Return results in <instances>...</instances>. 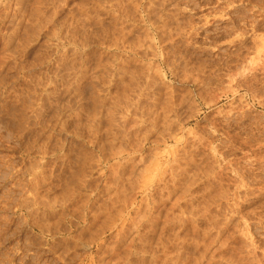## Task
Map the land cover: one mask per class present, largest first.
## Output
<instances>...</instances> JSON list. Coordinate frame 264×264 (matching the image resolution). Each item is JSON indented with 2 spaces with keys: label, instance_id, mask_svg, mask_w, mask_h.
Segmentation results:
<instances>
[{
  "label": "rangeland",
  "instance_id": "rangeland-1",
  "mask_svg": "<svg viewBox=\"0 0 264 264\" xmlns=\"http://www.w3.org/2000/svg\"><path fill=\"white\" fill-rule=\"evenodd\" d=\"M130 1H117L121 3L119 5L120 15H122L119 17L122 18L127 13L125 15L128 18L125 15L122 18V21L125 22H122V24L127 27L128 24L134 22L132 17H129L135 12L134 5L131 8L129 7L131 5ZM143 1L146 2V0ZM159 1L162 2V0H154L157 3L152 6L156 11L160 7V5H157ZM0 2L5 3L3 6L0 5L1 12L7 11L8 13L7 8H9L10 13H8V21L6 20L1 26V30L2 28L5 29L2 32L5 31L6 34L7 30L10 32V28L11 31L14 29L17 33H15L11 45L8 47L9 51L2 53L0 50V264H127V262L128 264L133 262V264H149L147 262L150 247L148 246V248L146 244L141 247L137 240L135 243L137 249L135 245L128 250L127 246L122 244L116 250L117 253L112 251L116 244V229L111 227L112 224L106 220L109 217L108 212L111 215L117 208H124L121 213V219L124 221L121 220L120 222L118 220L116 224L129 223L128 220H131L132 223L135 222L131 225L132 227L130 226L132 230L128 234L131 233L132 237L136 220L141 216L137 208L142 207L141 210L145 213V207L150 202L148 201L150 188L146 189V187L148 184L150 186L151 181L148 180L147 183L146 178L149 177L152 180L155 179L153 176H157L154 172H152L153 174L150 173L152 176L148 172L143 175L146 177L145 179L141 178L139 169L143 165L145 166L147 163L154 161L157 156H159L158 160L161 159L159 167H165L166 160L164 161V159L165 157L168 158L167 150L170 151L173 148L180 150L185 148L188 152L185 153L184 151L187 157L195 156L193 157L195 158V160L193 159L195 164H193L194 161H192V164L190 163L191 170L189 173H195V183L194 181L191 182L192 187H190V190L193 195L199 192V194L197 193L199 198L196 199H201L200 201L207 200L208 194H211L210 197L213 201L215 200L213 202L208 199L212 204L209 206L213 210L210 211L211 215H214L212 212L215 211L214 213H217V216L213 217L216 220L218 217L220 222H224L225 217L226 221L229 218L231 220L227 230L223 232L224 234L222 233L223 237L228 235L230 238L227 242L230 243V246L227 245L224 248L223 255L229 253L227 256L225 255V258L222 256V252L214 253L216 261L219 260L218 263L215 261V264H233L231 263L232 258L236 259V264H264V187H262L264 186V66H262L264 65V53L258 55L259 59L256 58V49L258 48L256 46L260 41L259 37H264V24H260L256 28L255 35L257 34V36L255 38L252 35L250 25L251 19H254L257 15L256 7H264V0H171L170 2H174V5H171L174 9L168 6L169 12L167 11V15L164 16H168L166 23L167 21L169 23L163 25L164 27H166L165 25L170 27L164 28L162 26L164 32L160 27H157L158 23L153 25L143 21V23H138L141 28L138 27L136 31L129 32L128 35V28H126L124 31L126 35H123L126 41L122 45L125 47H122L123 49L116 47L115 44V46L113 45L115 36H117L116 29L113 27L114 23H111L109 33L106 31L105 0H25L21 5L23 9L21 8L20 13H24V15H22L23 19L20 25L16 23V20H13L12 23L9 21L14 15L19 17V10H17L18 13L15 11L17 0H0ZM122 4H127V8ZM121 6L124 8L121 9ZM1 8H6V10L3 11ZM177 8L178 10H176ZM131 9L133 10L130 12ZM135 13L133 15L138 18L144 14L143 11H140V8ZM169 13L170 15H168ZM12 14L13 16H11ZM156 17V15L151 16L152 21L158 22L159 18ZM171 21H173V24ZM16 25L19 27L18 31L15 28ZM146 29L150 31H148L149 35L152 33L153 36L150 37L157 38L151 47L155 51L149 50L145 55L143 53L145 46L138 43L136 47H140L141 53L134 55L129 50V43L136 42L137 36L141 35V32ZM156 29L160 30L157 31ZM158 32L162 34V42L164 43H160V37L162 36ZM4 33L0 32L2 43L4 36L9 34L5 35ZM113 39L114 41H112ZM108 42L109 48L107 46ZM2 43L0 42V44ZM145 66L147 70L150 71L151 69L154 74L151 71L147 72ZM129 68L131 73L128 71ZM141 70H145L143 72L147 74L144 75ZM136 72L140 75H137ZM132 77H137L138 80L135 78L136 81H130ZM141 84L143 88H141ZM137 85L140 86L143 92L139 90L140 88ZM127 86H131V89ZM133 86L137 87L138 90L133 89ZM122 89L124 94L130 96V99L127 98L128 101H131H129L130 103L135 102V100L138 102L139 99L140 102L133 103V107H131L132 104L127 101L128 109H122L120 103L123 100L121 99L123 96ZM135 90L140 93H136ZM132 98L134 101H132ZM114 99L116 100L114 101ZM168 103L174 108L173 110H165L169 112L167 114L172 119L170 116L169 118L172 121L175 120L176 125L177 123L180 124L181 129L180 132L177 131L176 143L175 140H170L155 145L150 141H155L154 138L159 137L156 138V128L152 126L151 121L154 120L155 114L156 116L161 114L160 117L166 114L161 113L164 112L162 106H168ZM21 114L24 115V119L28 120H23V124H18L16 117L19 116L20 118ZM161 121L160 118L159 122L157 121L158 124ZM121 137H124V139ZM122 146L125 147L124 151L126 153L121 154L120 159L112 158V152ZM128 147L130 151L127 149ZM155 151H157L156 156ZM127 152L131 153L128 156L134 157V160L136 159L135 163H137V160H141L139 166L136 165V168L139 169H135V173H131L133 166L129 163L130 157H126ZM152 153H154V156ZM158 153L160 154L158 155ZM150 157L152 161H150ZM126 158L128 161H126ZM124 162L128 163L125 164ZM118 164L125 165V167L122 170L117 169ZM202 166L205 167L201 168ZM36 171L38 176L42 175L39 176L40 188L38 187L42 197L41 203L37 206L30 204L36 186L32 183L33 179L31 177L33 172ZM167 173L166 175H168ZM147 174H149L148 177ZM134 175L140 177L137 178ZM168 177L170 176L168 175ZM142 179L147 183L144 189L140 187L143 185L140 182ZM206 179H209L208 182H206ZM69 191L73 192L69 193ZM203 192L206 193L204 197L200 196ZM216 201H219L218 204L221 205L219 206ZM212 202L218 206L216 205V207ZM24 204H30L32 207L24 209L26 208L23 206ZM34 213L37 215H34ZM132 219L135 221H132ZM49 224L50 226H48ZM44 225L50 227L54 233L41 232L38 228L39 226L42 228ZM205 225L208 224L205 223ZM205 225H203L204 228H210V225L206 227ZM87 232L91 233L88 234ZM198 235L200 237L203 235L202 230L201 233L199 231L197 235H194V238L198 239ZM202 238L207 240L208 237L202 236L199 240L203 241ZM96 241L101 244L99 251L97 250ZM200 241L199 246L202 244ZM48 243L50 246L47 245ZM217 245V243H213L214 247L211 246V250ZM51 246L53 247L52 250L49 249ZM139 246L141 249H139ZM189 249L191 251L192 246ZM199 249L203 250L204 246L197 249L193 248L191 255L194 252L193 250L197 251L193 255L202 251ZM141 250L142 253H139ZM143 251L146 253L144 254ZM229 258L231 261L226 263ZM96 261L97 263H95ZM129 261L132 263H129Z\"/></svg>",
  "mask_w": 264,
  "mask_h": 264
},
{
  "label": "bare ground",
  "instance_id": "bare-ground-1",
  "mask_svg": "<svg viewBox=\"0 0 264 264\" xmlns=\"http://www.w3.org/2000/svg\"><path fill=\"white\" fill-rule=\"evenodd\" d=\"M23 1H25V0H17V2H16V5H17V7H15L16 9H15V11H17V10H19V17H18V19H17V17H15L16 15H14L13 16V14L11 15V16H13V17H11V20L9 19V21L12 23V21L14 20H16L17 22V24H19L20 25V23L22 22V19H23V17H22V15H24V13L23 14H21L20 13V11L23 9V7L21 6V5H23L22 3H23ZM28 1V0H27ZM31 1V0H30ZM46 1V0H45ZM48 1V0H47ZM101 1V0H100ZM106 1V18H107V21H106V25H105V28H106V31H107V33H109L108 31H109V29H110V25H111V23H114V26L113 27H115V29H116V31H115V33L117 34V36H115V41H114V39L112 40V41H114L113 42V45L115 44L116 45V47H124V46H122L123 44H125L124 42H126L125 40H124V36L126 35V33L124 34V31L126 30V28H128L127 30H128V33H127V35L129 34V32H134V31H136L137 29H138V27H139V24L142 22L143 23V21H145V22H149V23H151V24H157V27H160L162 30H163V25L164 24H167V23H169L168 21H167V23H166V20H168L167 19V17L166 16H164V15H167V11H168V6H170L171 7V5L173 6L174 5V2H170L171 0H162V2L160 3V1L158 2V6L160 5V7H159V9L156 11L152 6L154 5V0H146V2L145 1H143V0H129L130 1V8H131V6L132 5H134L133 7H135V12H138V8H140V11H143L144 12V14H142V17L141 16H139V18L138 17H136V15H131V16H129V17H132V20L134 21V22H132V23H130V24H128L129 26L127 27L125 24L123 25L122 24V22L123 23H125L124 21H122V18H123V16L125 15V14H127V13H125L123 16H122V18L121 17H119V16H121L120 15V12H121V10H120V5L119 4H121V3H119V2H117L116 0V2L114 1V2H112L113 0H105ZM174 1V0H173ZM58 2V1H57ZM62 2H64V1H62ZM98 2V1H97ZM104 2V1H103ZM122 2V1H121ZM132 2H133V4H132ZM239 2V1H238ZM252 2V1H251ZM260 2V1H259ZM7 3V2H6ZM29 3V2H28ZM31 3V2H30ZM59 3V2H58ZM123 3H126V2H123ZM128 4H129V2H127ZM145 3V4H144ZM153 3V4H152ZM157 3V2H156ZM155 3V4H156ZM195 3V2H194ZM3 4H5V3H1L0 2V5H2L3 6ZM199 4V3H198ZM7 5H8V3H7ZM28 5V4H27ZM32 5V4H31ZM123 5V4H122ZM127 5V4H126ZM126 5L124 4L123 6H125L126 7ZM227 5V4H226ZM1 6V7H2ZM33 6V5H32ZM123 6H121V9H122V7ZM157 6V7H158ZM4 7H6V6H4ZM9 7H10V4H9ZM13 7V6H12ZM36 7V6H35ZM48 7V6H47ZM51 7H52V5H51ZM129 7H128V9H129ZM132 7V8H133ZM240 7V6H239ZM7 8V7H6ZM6 8H4L5 10H6ZM18 8V9H17ZM22 8V9H21ZM34 8V7H33ZM38 8V7H37ZM45 8V7H44ZM53 8V7H52ZM124 8V7H123ZM127 8V7H126ZM172 8V7H171ZM176 8V7H175ZM183 8V7H182ZM192 8V7H191ZM1 9H3V8H1ZM4 9H3V11H4ZM30 9V8H29ZM87 9V8H86ZM172 9H174V8H172ZM226 9V8H225ZM238 9V8H237ZM256 12H257V15H256V17L254 18V19H251L252 21H251V30H252V35L254 36V38L257 36V34L255 35V33H256V28L260 25V24H264V7H256ZM7 10H8V13H9V8H7ZM35 10V9H34ZM125 11H126V9H124ZM133 9H131V10H129L130 12L132 11ZM169 10H170V8H169ZM176 10H178V8L176 9ZM196 10V9H195ZM32 11H33V9H32ZM36 11H38V10H36ZM124 11V12H125ZM156 11V12H155ZM214 11V10H213ZM239 11V10H238ZM35 12V11H34ZM114 12H116V13H114ZM123 12V11H122ZM123 12V13H124ZM127 12V11H126ZM169 12V11H168ZM171 12H173L172 10H171ZM215 12V11H214ZM3 12H1V10H0V32L1 33H4L5 31H3L2 32V30L4 29V28H2V30H1V26H3L2 24L3 23H5V21L8 19V13H7V11L6 12H4L3 14H2ZM17 13H18V11H17ZM16 13V14H17ZM44 13V12H43ZM118 13V14H117ZM176 13V12H175ZM240 13V12H239ZM10 14V13H9ZM15 14V13H14ZM37 14V13H36ZM113 14H115V15H113ZM129 14V13H128ZM136 14V13H135ZM139 14H140V12H139ZM254 14V13H253ZM18 15V14H17ZM43 15V14H42ZM83 15V14H82ZM141 15V14H140ZM145 15H146V18H145ZM154 15H156L158 18H159V20H158V22H155V21H152L153 19L151 18V16L152 17H154ZM168 15H170V13L168 14ZM248 15V14H247ZM44 16V15H43ZM125 16H127V15H125ZM162 16V17H161ZM176 16V15H175ZM191 16V15H190ZM189 16V17H190ZM217 16V15H216ZM238 16H240V15H238ZM252 16V15H251ZM46 17H47V15H46ZM82 17V16H81ZM100 17V16H99ZM156 17V18H157ZM193 17V16H192ZM242 17V16H241ZM83 18V17H82ZM127 18H128V16H127ZM240 18V17H239ZM248 18V17H247ZM251 18V17H250ZM51 19H52V17H51ZM172 19V18H171ZM24 20H26V19H24ZM33 20V19H32ZM31 20V21H32ZM126 20V19H125ZM177 20V19H176ZM183 20V19H182ZM187 20V18L185 19V21ZM190 20V19H189ZM204 20H205V18H204ZM246 20V19H245ZM8 21V20H7ZM13 21V22H14ZM76 21V20H75ZM82 21V20H81ZM128 21V20H127ZM174 21V20H173ZM173 21H171V23L173 22ZM178 21V20H177ZM195 21V20H194ZM52 22V21H51ZM129 22V21H128ZM140 22V23H139ZM182 22V21H181ZM199 22V21H198ZM249 22V21H248ZM9 23V22H8ZM11 23H9V24H11ZM32 23V22H31ZM35 23V22H34ZM71 23V22H70ZM127 23V22H126ZM139 23V24H138ZM160 23H161V25H160ZM209 23V22H208ZM231 23V22H230ZM37 24V23H36ZM74 24V23H73ZM81 24H82V22H81ZM173 24V23H172ZM187 24V23H186ZM189 24V23H188ZM8 25V24H7ZM18 25V26H19ZM25 25V24H24ZM39 25V24H38ZM63 25V24H62ZM93 25V24H92ZM153 25H152V27H153ZM9 27H10V25H8ZM13 25L11 24V27H12ZM82 26V25H81ZM163 26V27H162ZM166 27H164V28H167L169 25H165ZM180 26V25H179ZM7 27V26H6ZM27 27V26H26ZM29 27V26H28ZM61 27V26H60ZM88 27V26H87ZM156 27V26H155ZM170 27V26H169ZM176 27V26H175ZM261 27V26H260ZM13 28H14V26H13ZM12 28V29H13ZM15 28H17V31L19 30V27H17V25H16V27ZM54 29H55V27H53ZM139 28H141V26L139 27ZM145 28V27H144ZM26 29V28H25ZM29 29V28H28ZM40 29V28H39ZM63 29V28H62ZM148 29V28H147ZM147 29L145 30V31H143V32H141L142 34L141 35H139V36H137V40H136V42H130L129 43V50H130V52H132L134 55H138L139 53H141L140 52V50H139V48L140 47H136V45H138V43L142 46H145V49L143 50V53L145 54V55H147V53L149 52V50H153V48L151 49V47H152V44H154L155 43V41L154 40H156V39H154L153 37H150L151 35H152V33L149 35V32L147 31ZM223 29V28H222ZM5 30V29H4ZM7 30V29H6ZM9 30H10V32L7 30L6 31V34H8V35H6L5 33V35L6 36H4V38H3V43H2V40L0 41L2 44H0L1 46V48H0V50L2 51V53H4L5 51H7L8 50V47L11 45V42L13 41V39H14V35H15V33H16V30H14L13 29V31H11V29L9 28ZM57 30V29H56ZM157 30V29H156ZM160 30V29H159ZM159 30H157V31H159ZM180 30V29H179ZM178 30V31H179ZM182 30H184V29H182ZM200 30V29H199ZM224 30V29H223ZM250 30V29H249ZM250 30V31H251ZM68 31H70V30H68ZM139 31V30H138ZM141 31V30H140ZM164 32H165V30H163ZM177 31V32H178ZM239 31V30H238ZM65 32V31H64ZM96 32V31H95ZM167 32V31H166ZM241 32V31H240ZM239 32V33H240ZM22 33V32H21ZM91 33V32H90ZM139 33V32H138ZM138 33H137V35H138ZM156 33V32H155ZM159 33V32H158ZM170 33V32H169ZM168 33V34H169ZM248 33V32H247ZM17 34V33H16ZM113 34V33H112ZM161 36H162V34L161 33H159ZM174 34H175V32H174ZM173 34V35H174ZM245 34V33H244ZM29 35H30V33H29ZM71 35V34H70ZM69 35V36H70ZM83 35V34H82ZM90 35V34H89ZM97 35V34H96ZM124 35V36H123ZM156 35V34H155ZM163 35H164V33H163ZM73 36V35H72ZM141 36V37H140ZM149 36V37H148ZM153 36V35H152ZM156 36H159V35H156ZM170 36V35H169ZM26 37V36H25ZM31 37V36H30ZM53 37V36H52ZM71 37V36H70ZM97 37V36H96ZM104 37V36H103ZM102 37V38H103ZM155 37V36H154ZM183 37H184V35H183ZM220 37V36H219ZM1 38V37H0ZM67 38V37H66ZM76 38V37H75ZM126 38V37H125ZM161 38V41H160V43L163 41V36L162 37H160ZM260 39V41H259V43L257 44L258 46H256V47H258L256 50H257V57L256 58H258V55H260L261 53H264V37H259ZM21 39V38H20ZM58 39H60V38H58ZM97 39V38H96ZM159 39V38H158ZM168 40H169V38H167ZM217 39V38H216ZM80 40V39H79ZM82 40V39H81ZM93 40V39H92ZM98 40H99V38H98ZM101 40V39H100ZM126 40H127V38H126ZM192 40V39H191ZM17 41V40H16ZM87 41V40H86ZM107 41H108V39H107ZM110 41V40H109ZM225 41V40H224ZM256 41V40H255ZM55 42V41H54ZM52 43V44H55V43ZM61 42V41H60ZM73 42V41H72ZM80 42V41H79ZM78 42V43H79ZM102 42V41H101ZM257 42V41H256ZM31 43V42H30ZM49 43V42H48ZM83 43V42H82ZM159 43V44H160ZM162 43H164V42H162ZM221 43V42H220ZM77 44V43H76ZM241 44V43H240ZM114 45V46H115ZM128 45V44H127ZM108 48H109V42H108ZM113 46V47H114ZM244 46V45H243ZM112 47V46H111ZM239 47V46H238ZM255 47V46H254ZM24 48H25V46H24ZM23 48V49H24ZM125 48V47H124ZM22 49V48H21ZM123 49V48H122ZM233 49V48H232ZM54 50V49H53ZM166 50V49H165ZM185 50V49H184ZM9 51V50H8ZM92 51V50H91ZM148 51V52H147ZM153 51H155V50H153ZM238 51V50H237ZM59 52V51H58ZM62 52V51H61ZM78 52V51H77ZM177 52V51H176ZM189 52V51H188ZM8 53V52H7ZM13 53V52H12ZM66 53V52H65ZM105 53V52H104ZM122 53V52H121ZM77 54V53H76ZM100 54V53H99ZM113 54V53H112ZM161 54V53H160ZM177 54H178V52H177ZM6 55H8V54H6ZM16 55V54H15ZM40 55V54H39ZM73 55V54H72ZM89 55V54H88ZM102 55V54H101ZM120 55V54H119ZM155 55V54H154ZM166 55V54H165ZM194 55H195V53H194ZM10 56H11V54H10ZM33 56V55H32ZM45 56V55H44ZM67 56V55H66ZM151 56V55H150ZM179 56V55H178ZM180 56H182V55H180ZM58 57V56H57ZM61 57V56H60ZM105 57V56H104ZM148 57V56H147ZM261 57V56H260ZM5 58V57H4ZM35 58V57H34ZM37 58V57H36ZM175 58V57H174ZM225 58V57H224ZM262 58V57H261ZM70 59V58H69ZM103 59V58H102ZM119 59V58H118ZM122 59V58H121ZM126 59H128V58H126ZM170 59V58H169ZM249 59V58H248ZM255 59V58H254ZM259 59V58H258ZM3 60V59H2ZM4 60H6V59H4ZM25 60V59H24ZM29 60V59H28ZM45 60V59H44ZM85 60V59H84ZM98 60H100V59H98ZM124 60V59H123ZM16 61V60H15ZM22 61V60H21ZM39 61V60H38ZM127 61V60H126ZM170 61V60H169ZM178 61V60H177ZM3 62V61H2ZM104 62V61H103ZM109 62V61H108ZM107 62V63H108ZM122 62V61H121ZM184 62V61H183ZM229 62V61H228ZM248 62V61H247ZM259 62V61H258ZM14 63V62H13ZM97 63H98V61H97ZM110 63V62H109ZM108 63V64H109ZM146 63H148V62H146ZM110 64H112V63H110ZM184 64V63H183ZM262 64V63H261ZM9 65V64H8ZM61 65V64H60ZM128 65V64H127ZM154 65V64H153ZM186 65V64H185ZM219 65V64H218ZM107 66V65H106ZM118 66V65H117ZM132 66V65H131ZM130 66V67H131ZM149 66V65H148ZM151 66V65H150ZM156 66V65H155ZM183 66V65H182ZM197 66V65H196ZM200 66V65H199ZM262 66H264V65H262ZM51 67V66H50ZM53 67V66H52ZM80 67V66H79ZM99 67V66H98ZM157 67V66H156ZM155 67V68H156ZM168 67V66H167ZM190 67V66H189ZM208 67V66H207ZM24 68V67H23ZM77 68V67H76ZM148 68V67H147ZM151 68V67H150ZM149 68V69H150ZM185 68V67H184ZM200 68V67H199ZM12 69V68H11ZM94 69H96V68H94ZM132 69V68H131ZM145 69H146V66H145ZM193 69H195V68H193ZM193 69H192V71H193ZM198 69V68H197ZM220 69V68H219ZM13 70V69H12ZM44 70V69H43ZM52 70V69H51ZM68 70V69H67ZM84 70V69H83ZM92 70V69H91ZM120 70V69H119ZM118 70V71H119ZM121 70H122V68H121ZM147 70V69H146ZM174 70V69H173ZM209 70H210V68H209ZM213 70V69H212ZM53 71V70H52ZM92 71H94V70H92ZM104 71V70H103ZM106 71H108L107 69H106ZM129 72H130V68H129V70H128ZM136 71V70H135ZM142 71V70H141ZM143 71H145V70H143ZM142 71V73L145 75V73ZM149 70H147V72H148ZM150 71H151V69H150ZM149 71V72H150ZM155 71V70H154ZM157 71V70H156ZM196 71V70H195ZM1 72V71H0ZM12 72V71H11ZM17 72V71H16ZM65 72V71H64ZM120 72V71H119ZM134 72V71H133ZM133 72H132V74H133ZM152 73H153V71H151ZM177 72V71H176ZM181 72H182V70H181ZM206 72V71H205ZM212 72V71H211ZM252 72V71H251ZM5 73V72H4ZM73 73V72H72ZM106 73V72H105ZM110 73V72H109ZM121 73V72H120ZM123 73V72H122ZM125 73V72H124ZM131 73V72H130ZM137 73V72H136ZM141 73V74H142ZM151 73V74H152ZM162 73V72H161ZM171 73V72H170ZM217 73V72H216ZM255 73V72H254ZM55 74V73H54ZM75 74H77V73H75ZM85 73L83 72V75H84ZM135 74V73H134ZM147 74V73H146ZM154 74V73H153ZM153 74H152V76H153ZM163 74V73H162ZM184 75H185V73H183ZM198 74V73H197ZM206 74H208V73H206ZM233 74V73H232ZM237 74V73H236ZM3 75V74H2ZM16 75V74H15ZM123 75V74H122ZM126 75V74H125ZM136 75V74H135ZM135 75H133V76H135ZM137 75H140V73L138 74L137 73ZM136 75V76H137ZM143 75V76H144ZM187 75V74H186ZM202 75V74H201ZM10 76V75H9ZM18 76V75H17ZM33 76V75H32ZM69 76V75H68ZM85 76V75H84ZM92 76V75H91ZM113 76V75H112ZM120 76V75H119ZM132 76V75H131ZM130 76V77H131ZM148 76V75H147ZM151 76V77H152ZM155 76V75H154ZM177 76V75H176ZM179 76V75H178ZM204 76V75H203ZM15 77V76H14ZM35 77V76H34ZM55 77V76H54ZM62 77V76H61ZM65 77V76H64ZM95 77V76H94ZM100 77V76H99ZM129 77V78H130ZM142 77V76H141ZM145 78H146V76H144ZM143 77V78H144ZM150 77V78H151ZM216 77V76H215ZM254 77H255V75H254ZM1 78V77H0ZM22 78V77H21ZM33 78V77H32ZM74 78V77H73ZM91 78V77H90ZM101 78V77H100ZM116 78V77H115ZM122 78H124L123 76H122ZM136 79H137V77H135ZM135 78H131L130 79V81H136V79ZM154 78V77H153ZM253 78V77H252ZM17 79V78H16ZM51 79V78H50ZM54 79V78H53ZM99 79V78H98ZM133 79H135V80H133ZM152 79V78H151ZM150 79V80H151ZM157 79H158V77H157ZM164 79V78H163ZM180 79V78H179ZM7 80V79H6ZM15 80V79H14ZM35 80V79H34ZM73 80V79H72ZM78 80V79H77ZM96 80V79H95ZM138 80V79H137ZM149 80V79H148ZM147 80V81H148ZM159 80V79H158ZM233 80V79H232ZM60 81V80H59ZM90 81V80H89ZM213 81H214V79H213ZM57 82V81H56ZM77 82V81H76ZM91 82V81H90ZM95 82H97V81H95ZM146 82V81H145ZM151 82H152V80H151ZM158 82V81H157ZM205 82V81H204ZM208 82V81H207ZM63 83H64V81H63ZM71 83V82H70ZM78 83V82H77ZM89 83V82H88ZM48 84H50V83H48ZM68 84V83H67ZM112 84V83H111ZM131 84H132V82H131ZM144 84V83H143ZM146 84V83H145ZM27 85V84H26ZM46 85V84H45ZM92 85V84H91ZM125 85H127V84H125ZM133 85V84H132ZM2 86V85H1ZM32 86V85H31ZM36 86V85H35ZM70 86H71V84H70ZM79 86V85H78ZM119 86V85H118ZM122 86H123V84H122ZM138 86V85H137ZM141 86H142V84H141ZM9 87H10V85H9ZM17 87V86H16ZM28 87V86H27ZM65 87V86H64ZM77 87V86H76ZM131 87V86H130ZM130 87H128L127 86V88H129V89H131ZM43 88V87H42ZM90 88V87H89ZM97 88V87H96ZM136 89V90H138V88H140V86H138V88L137 87H134L133 86V89ZM141 88H143V86L141 87ZM141 88L139 89L140 91H142L141 90ZM168 88V87H167ZM69 89V88H68ZM74 89V88H73ZM76 89V88H75ZM124 89V88H123ZM123 89H122V91H123ZM129 89H127V90H129ZM145 89V88H144ZM143 89V90H144ZM147 89H148V86H147ZM149 89H151L150 87H149ZM42 90V89H41ZM117 90V89H116ZM136 90H135V92H136ZM146 90V89H145ZM144 90V91H145ZM166 90V89H165ZM174 90V89H173ZM27 91V90H26ZM68 91V90H67ZM109 91V90H108ZM131 91V90H130ZM134 91V90H133ZM58 92V91H57ZM71 92V91H70ZM73 92H74V90H73ZM78 92V91H77ZM90 92V91H89ZM92 92V91H91ZM97 92V91H96ZM95 92V93H96ZM101 92V91H100ZM112 92H114V91H112ZM134 92V93H135ZM143 92V91H142ZM28 93V92H27ZM33 93H34V91H33ZM75 93H76V90H75ZM116 93V92H115ZM114 93V94H115ZM123 93V96H122V98L121 99H123V100H121V99H118V100H121V108L122 109H128V105H127V98H129L130 96L128 95L127 96V94L125 93L124 94V91L122 92ZM136 93H140L139 91H137ZM22 94V93H21ZM54 94V93H53ZM73 94V93H72ZM89 94V93H88ZM102 94V93H101ZM170 94V93H169ZM46 95V94H45ZM90 95H91V93H90ZM120 95V94H119ZM141 95V94H140ZM146 95H147V93H146ZM168 95V94H167ZM52 96V95H51ZM112 96V95H111ZM114 96V95H113ZM127 96V97H126ZM143 96V95H142ZM155 96V95H154ZM37 97V96H36ZM121 97V96H120ZM137 97V96H136ZM136 97H133L134 99L136 98ZM39 98V97H38ZM92 98V97H91ZM132 98V99H133ZM183 98V97H182ZM80 99H82V98H80ZM87 99V98H86ZM93 99H95V98H93ZM113 99V98H112ZM116 99H117V97H116ZM116 99H114V101L116 100ZM130 99V98H129ZM134 99L132 100V101H134ZM39 100V99H38ZM54 100V99H53ZM97 100V99H96ZM106 100V99H105ZM140 100V99H139ZM138 100V102H140ZM2 101V100H1ZM47 101V100H46ZM77 101V100H76ZM90 102H91V99L89 100ZM109 101H111V100H109ZM130 101V100H129ZM128 101V102H129ZM184 101V100H183ZM189 101V100H188ZM131 102V101H130ZM129 102V104H132V106L131 107H133V103H135L136 102V100H135V102H133V103H130ZM138 102H136V103H138ZM156 102V101H155ZM186 102V101H185ZM2 103V102H1ZM52 103V102H51ZM70 103V102H69ZM61 104V103H60ZM64 104V103H63ZM72 104V103H71ZM88 104H89V102H88ZM94 104V103H93ZM174 104V103H173ZM176 104H178V103H176ZM182 104V103H181ZM117 105H118V103H117ZM117 105H116V107H117ZM168 106H170L169 105V103L167 104ZM30 106V105H29ZM28 106V107H29ZM109 106V105H108ZM135 106V105H134ZM138 106V105H137ZM168 106H162V107H164V108H162V110L164 109V112H161V113H166V114H162L163 115V117H160L161 116V114L159 115H157L156 116V114H155V116H154V120L153 121H151L152 122V126L153 127H155L156 129V138L157 137H159V138H157V139H155L154 138V140L155 141H150L151 143L153 142V144L155 143V145L156 144H158L159 145V143H166L167 141H170V140H175V143H176V139H177V131H179L180 129H181V126H179L178 125V123H177V125L174 123L175 122V120L174 121H172L171 119V116L169 115V114H167V113H169L167 110H165V109H172L173 110V106H172V108H171V106L170 107H168ZM112 107V106H111ZM114 107V106H113ZM115 107V108H116ZM118 107H119V105H118ZM143 107V106H142ZM152 107V106H151ZM154 107V106H153ZM26 108V107H25ZM54 108V107H53ZM56 108V107H55ZM69 108V107H68ZM135 108H136V106H135ZM144 108V107H143ZM160 108V109H161ZM189 108V107H188ZM77 109V108H76ZM103 109V108H102ZM119 109V108H118ZM138 109V108H137ZM154 109H156V108H154ZM157 109H159V108H157ZM23 110H24V108H23ZM57 110H58V113H59V109L57 108ZM96 110V109H95ZM94 110V111H95ZM109 110V109H108ZM8 111V110H7ZM90 111V110H89ZM110 111V110H109ZM17 112V111H16ZM35 112V111H34ZM43 112H45V111H43ZM42 112V113H43ZM62 112V111H61ZM72 112V111H71ZM107 112V111H106ZM117 112V111H116ZM137 112V111H136ZM13 113V112H12ZM92 113H94V112H92ZM110 113V112H109ZM130 113V112H129ZM133 113V112H132ZM143 113V112H142ZM30 114V113H29ZM34 114V113H33ZM60 114V113H59ZM66 114H68V113H66ZM17 115V114H16ZM19 115V114H18ZM38 115V114H37ZM173 115V114H172ZM97 116H99V115H97ZM96 116V117H97ZM110 116V115H109ZM140 116V115H139ZM169 116H170V118H169ZM66 117V116H65ZM91 117V116H90ZM95 117V116H94ZM95 117V118H96ZM120 117V116H119ZM150 117V116H149ZM10 118V117H9ZM12 118V117H11ZM58 118V117H57ZM87 118V117H86ZM110 118V117H109ZM160 118H161V122H160V124H158V122H159V120H160ZM92 119V118H91ZM123 119V118H122ZM145 119V118H144ZM13 120V119H12ZM16 120H17V122H18V124H23V120H28V119H24V115L23 114H21L20 115V118H19V116H18V118L16 117ZM50 120V119H49ZM113 120H114V118H113ZM120 120V119H119ZM181 120V119H180ZM15 121V120H14ZM21 121V122H20ZM32 121V120H31ZM55 121V120H54ZM61 121V120H60ZM76 121V120H75ZM91 121V120H90ZM95 121V120H94ZM106 121V120H105ZM116 121V120H115ZM158 121V122H157ZM63 122H64V120H63ZM98 122V121H97ZM96 122V123H97ZM28 123V122H27ZM42 123V122H41ZM122 123V122H121ZM40 124V123H39ZM45 124V123H44ZM60 124H63V123H60ZM68 124V123H67ZM84 124V123H83ZM132 124V123H131ZM140 124V123H139ZM36 125V124H35ZM64 125V124H63ZM62 125V126H63ZM66 125V124H65ZM69 125V124H68ZM73 125V124H72ZM29 126V125H28ZM132 126V125H131ZM47 127V126H46ZM50 127V126H49ZM84 127V126H83ZM45 128V127H44ZM109 128V127H108ZM27 129V128H26ZM50 129V128H49ZM44 130V129H43ZM122 130V129H121ZM257 130V129H256ZM58 131V130H57ZM143 131H144V129H143ZM52 132V131H51ZM120 132V131H119ZM128 132H130V131H128ZM145 132V131H144ZM180 132V131H179ZM190 132V131H189ZM9 133V132H8ZM56 133V132H55ZM122 133V132H121ZM124 133V132H123ZM12 134V133H11ZM29 134V133H28ZM125 134L128 136V134L125 132ZM124 134V135H125ZM147 134V133H146ZM158 134V135H157ZM190 134V133H189ZM117 135V134H116ZM21 136V135H20ZM123 136V135H122ZM186 136H188V135H186ZM125 137V136H124ZM124 137H121L122 139H124ZM33 138V137H32ZM47 138V137H46ZM4 139V138H3ZM14 139V138H13ZM31 139V138H30ZM44 139H45V137H44ZM90 139V138H89ZM147 139V138H146ZM202 139V138H201ZM26 140V139H25ZM28 140V139H27ZM179 140V139H178ZM178 140H177V143H178ZM186 140H188V139H186ZM53 141V140H52ZM87 141V140H86ZM132 141V140H131ZM139 141V140H138ZM159 141V142H158ZM198 141V140H197ZM71 142V141H70ZM124 142V141H123ZM141 142V141H140ZM24 143V142H23ZM42 143V142H41ZM50 143V142H49ZM57 143V142H56ZM71 143H73V142H71ZM92 143V142H91ZM136 143H138V142H136ZM36 144V143H35ZM124 144V143H123ZM143 144V143H142ZM29 145V144H28ZM33 145V144H32ZM122 145V144H121ZM133 145H134V143H133ZM169 145V144H168ZM204 145H207V144H204ZM22 146V145H21ZM36 146H38V145H36ZM68 146V145H67ZM28 147V146H27ZM31 147V146H30ZM55 147V146H54ZM53 147V148H54ZM123 147V146H122ZM118 147L117 148V150L116 151H114V152H112L113 153V155H111L112 156V158H114V159H120V155L121 154H123L124 152L126 153V151H124V148L125 147ZM193 147V146H192ZM203 147V146H202ZM104 148V147H103ZM155 148H156V146H155ZM177 148V147H176ZM188 148V147H187ZM19 149V148H18ZM45 149H47V148H45ZM100 149H102V148H100ZM127 149H129V147L127 148ZM137 149V148H136ZM212 149V148H211ZM213 149H215V148H213ZM51 150V149H50ZM72 150V149H71ZM139 150V149H138ZM155 150V149H154ZM169 150V149H168ZM167 150V155H168V158L167 157H165V159H164V161L166 160V165H165V167H159V163H160V160H158V157L159 156H157V158L154 160V161H152V158L150 157V161H152V162H150V163H145L144 162V164H146L145 166L143 165H141L142 167L139 169V168H136V165L137 166H139L138 164H140L141 162V160H137V163H135V160H134V157L132 158L131 156H128V155H130L131 153L129 152H127V155H126V157L128 156V158H129V163L131 164V166H133L132 167V170H131V173H133L134 171H135V169L137 170V169H139V175L141 176V178H146V177H144L143 175L144 174H146V173H148L149 172V174L150 173H152V172H154V174H156L157 176H153V177H155V179H149V174H147V177L148 178H146V180H147V183H148V180H150L151 181V183H150V181H149V183H150V186H149V184H148V186H147V183H146V181L144 182L143 181V179L140 181V182H142L141 184H143V185H141L140 187L141 188H145L146 186V189L147 188H150L149 190L150 191H148L149 192V200L148 201H150L149 203H147V207H145L146 209L144 210L145 211V213L143 212V210H141L142 209V207L140 208H137L138 210V213H139V215H140V213H141V216H140V218L138 219L137 218V220H136V224H135V228H134V234L132 235V237H131V233H130V235H128L129 234V232L132 230L131 229V225H133L134 223H132L131 222V220H128V219H126V220H128L129 221V223H127V222H124V223H121V224H119V225H117L116 223H118V222H116V221H120L121 222V220H123V219H121L122 218V216H121V213H122V211H124V208H117V210L113 213H111V215H109V212H108V219L106 220L107 222H110V224H112V226L111 227H115L114 229H116L115 230V236H116V244H115V246L113 247V249H112V251L113 252H116V250H118V248H119V245H126L127 246V248H128V250H129V248H132V247H134L135 245H136V249H137V244H135L136 243V240H137V243L138 244H140L141 245V247H142V245L144 246L145 244H146V246L148 247H150V249H149V254H148V257H149V260H148V262L147 263H149V264H215L216 262L218 263V261H216V259H215V257H214V253H220V252H222L221 254H222V256H224V258L228 255V253H227V255L226 254H224L223 255V250H224V248L227 246V245H229L227 242L229 241V237H228V235H227V237L225 236V237H223V235H222V233L225 231V230H227V227H228V225H229V222H231V220H230V218L226 221V217H225V220H224V222H220V220L218 221V219H219V217L217 218V220H216V218L215 217H213V216H215L216 214L214 213V212H212L214 215H211V212L210 211H213V210H211L210 208H209V206H211L212 204H211V202L208 200V199H210V200H212V198L210 197V195L211 194H208L209 195V197H208V199L207 198H205V199H207L210 203H209V205H208V202H207V200H203V201H206L205 203L203 202V201H200L201 199H196L197 197H198V195H197V193L199 194V192H197V193H195L194 195L192 194L193 192L190 190V187H192V181H194L196 178H195V173H193L192 172V174H190L189 172H190V167H191V164L193 163L192 161H194L195 160V158H193V157H195L194 155H193V157L191 156V157H187V154H185V153H188V152H186V150H185V148H181V150L180 149H171L170 151H168ZM216 150V149H215ZM214 150V151H215ZM34 151V150H33ZM39 151V150H38ZM41 151V150H40ZM43 151V150H42ZM129 151H130V149H129ZM159 151V150H158ZM184 151H185V153H184ZM195 151V150H194ZM54 152V151H53ZM110 152V151H109ZM151 152V151H150ZM157 151H155V156H156V153ZM160 152V151H159ZM162 152V151H161ZM213 152V151H212ZM192 153V152H191ZM195 153V152H194ZM193 153V154H194ZM60 154V153H59ZM78 154V153H77ZM160 153H158V155H159ZM163 154V153H162ZM213 154V153H212ZM215 154V153H214ZM46 155V154H45ZM66 155V154H65ZM71 155V154H70ZM82 155V154H81ZM93 155V154H92ZM135 155V154H134ZM152 155L154 156V153H152ZM151 155V156H152ZM80 156V155H79ZM87 156H88V154H87ZM142 156V155H141ZM161 156V155H160ZM92 157V156H91ZM257 157V156H256ZM262 157V156H261ZM71 158V157H70ZM107 158V157H106ZM161 158V157H160ZM167 158V159H166ZM201 158V157H200ZM251 158V157H250ZM19 159V158H18ZM59 159V158H58ZM123 159V158H122ZM127 159V158H126ZM141 159V158H140ZM194 159V160H193ZM40 160V159H39ZM54 160V159H53ZM78 160V159H77ZM97 160V159H96ZM124 160V159H123ZM122 160V161H123ZM229 160V159H228ZM262 160V159H261ZM27 161V160H26ZM52 161V160H51ZM76 161V160H75ZM81 161V160H80ZM126 161H128V159L126 160ZM125 161V162H126ZM131 161V162H130ZM259 161H260V159H259ZM8 162V161H7ZM55 162V161H54ZM124 162V163H125ZM140 162V163H139ZM142 162H143V160H142ZM212 162V161H211ZM249 162V161H248ZM3 163V162H2ZM74 163H76V162H74ZM77 163H79V162H77ZM82 163H84V162H82ZM128 163V162H127ZM127 163H125V164H127ZM191 163V164H190ZM209 163V162H208ZM227 163V162H226ZM225 163V164H226ZM53 164V163H52ZM129 164V165H130ZM189 164H190V166H189ZM193 164H195V161H194V163ZM207 164V163H206ZM28 165V164H27ZM31 165V164H30ZM36 165V164H35ZM34 165V166H35ZM83 165V164H82ZM85 165V164H84ZM87 165V164H86ZM184 165V166H183ZM229 165H231V164H229ZM4 166V165H3ZM13 166V165H12ZM32 166V165H31ZM53 166V165H52ZM89 166V165H88ZM197 166H199V165H197ZM2 167V166H1ZM60 167V166H59ZM87 167V166H86ZM125 167V165L124 166H122V164L120 165V164H118L117 165V169L118 168H120L121 170H122V168H124ZM194 167V166H193ZM205 167V166H204ZM203 166L201 167V168H204ZM218 167V166H217ZM222 167V166H221ZM225 167V166H224ZM260 167V166H259ZM13 168V167H12ZM116 168V167H115ZM130 168V167H129ZM159 168V169H158ZM226 168V167H225ZM234 168V167H233ZM9 169V168H8ZM51 169V168H50ZM221 169V168H220ZM93 170V169H92ZM194 170V169H193ZM196 170H198V169H196ZM210 170V169H209ZM234 170V169H233ZM241 170V169H240ZM34 171V170H33ZM69 171V170H68ZM77 171H80V170H77ZM100 171V170H99ZM199 171H200V169H199ZM198 171V172H199ZM235 171V170H234ZM12 172V171H11ZM40 172V171H39ZM60 172H61V170H60ZM137 172V171H136ZM144 172V173H143ZM168 172V173H167ZM205 172V171H204ZM203 172V173H204ZM221 172V171H220ZM237 172V171H236ZM34 173H36V174H34ZM87 173V172H86ZM113 173V172H112ZM130 173V174H131ZM135 173V172H134ZM166 173L170 176V177H168V175H166ZM215 173H216V171H215ZM235 173V172H234ZM32 174V173H31ZM52 174V173H51ZM117 174V173H116ZM153 174V173H152ZM152 174H150L151 176H152ZM209 174V173H208ZM223 174V173H222ZM7 175V174H6ZM6 175H5V177H6ZM15 175V174H14ZM41 175V174H40ZM39 175V176H40ZM43 175H44V173H43ZM84 175V174H83ZM98 175V174H97ZM125 175V174H124ZM138 175V174H137ZM197 175V174H196ZM199 175V174H198ZM217 175V174H216ZM39 176H38V174H37V171L36 172H33V176L31 177L32 179V183L34 184V185H36L35 187H34V192H33V197H32V201H31V203L30 204H32V205H35V206H37L38 204H40L41 203V197L42 196H40L41 195V193L38 191L39 190V186H40V178H39ZM42 176V175H41ZM46 176V175H45ZM129 176V175H128ZM131 176V175H130ZM140 176H135L134 175V177H140ZM212 176V175H211ZM226 176V175H225ZM238 176V175H237ZM240 176V175H239ZM47 177V176H46ZM46 177H44V178H46ZM2 178H4V177H2ZM43 178V177H42ZM41 178V179H42ZM88 178V177H87ZM128 178V177H127ZM131 178V177H130ZM140 178V179H141ZM157 178V179H156ZM235 178V177H234ZM132 179V178H131ZM130 179V180H131ZM232 179V178H231ZM241 179H243L242 177H241ZM207 180V179H206ZM209 180V179H208ZM208 180L206 181V182H208ZM252 180V179H251ZM255 180V179H254ZM42 181V180H41ZM56 181V180H55ZM116 181V180H115ZM118 181V180H117ZM218 181V180H217ZM234 181V180H233ZM261 181V180H260ZM44 182V181H43ZM53 182V181H52ZM51 182V183H52ZM66 182H69V181H66ZM65 182V183H66ZM192 182V183H191ZM238 182V181H237ZM50 183V184H51ZM70 183V182H69ZM80 183V182H79ZM113 183V182H112ZM136 183H137V180H136ZM194 183H195V181H194ZM210 183V182H209ZM245 183V182H244ZM11 184V183H10ZM44 184V183H43ZM47 184V183H46ZM206 184V183H205ZM204 184V185H205ZM211 184V183H210ZM235 184V183H234ZM53 185V184H52ZM58 185V184H57ZM63 185V184H62ZM67 185V184H66ZM84 185V184H83ZM140 185V184H139ZM146 185V186H145ZM242 185V184H241ZM241 185H239V186H241ZM110 186V185H109ZM209 186V185H208ZM208 186H206V187H208ZM253 186V185H252ZM23 187V186H22ZM39 187V188H38ZM49 187H50V185H49ZM66 187V186H65ZM67 187H68V185H67ZM71 187V186H70ZM83 187V186H82ZM203 187V186H202ZM219 187V186H218ZM237 187V186H236ZM242 187H244L243 185H242ZM262 187H264V186H262ZM15 188V187H14ZM45 188V187H44ZM85 188V187H84ZM141 188H139V189H141ZM13 189V188H12ZM66 189V188H65ZM83 189V188H82ZM87 189V188H86ZM192 189V188H191ZM122 190V189H121ZM128 190V189H127ZM251 190V189H250ZM250 190H248V191H250ZM32 191H33V189H32ZM48 191V190H47ZM68 191V190H67ZM191 191V192H190ZM202 191V190H201ZM205 191H206V189H205ZM209 191H210V189H209ZM213 191V190H212ZM245 191V190H244ZM247 191V192H248ZM8 192H9V190H8ZM14 192V191H13ZM59 192V191H58ZM63 192V191H62ZM70 192H73V191H69V193ZM75 192V191H74ZM241 192V191H240ZM251 192V191H250ZM253 192V191H252ZM65 193H66V190H65ZM68 193V194H69ZM111 193V192H110ZM118 193V192H117ZM209 193V192H208ZM47 194H48V192H47ZM64 194V193H63ZM67 194V193H66ZM221 194V193H220ZM222 194H223V191H222ZM249 194V193H248ZM32 195V194H31ZM69 195H71V194H69ZM68 195V196H69ZM75 195V194H74ZM82 195V194H81ZM97 195V194H96ZM206 195V193L205 192H203V193H201V195L200 196H202V197H204ZM224 195V194H223ZM253 195V194H252ZM17 196V195H16ZM56 196V195H55ZM212 196V195H211ZM213 196H215V195H213ZM217 196V195H216ZM219 196V195H218ZM245 196V195H244ZM22 197V196H21ZM27 197V196H26ZM48 197V196H47ZM71 197V196H70ZM77 197V196H76ZM224 197H225V195H224ZM13 198V197H12ZM63 198H64V196H63ZM96 198H97V196H96ZM199 198V197H198ZM201 198V197H200ZM220 198V197H219ZM222 198V197H221ZM130 199V198H129ZM214 199V198H213ZM230 199V198H229ZM29 200V199H28ZM63 200V199H62ZM198 200V201H197ZM235 200V199H234ZM22 201V200H21ZM20 201V202H21ZM65 201H66V199H65ZM65 201H63V202H65ZM71 201V200H70ZM127 201V200H126ZM213 201V200H212ZM215 201V200H214ZM213 201V202H214ZM16 202V201H15ZM72 202V201H71ZM78 202H80V201H78ZM130 202V201H129ZM212 202V203H213ZM217 202V201H216ZM61 203V202H60ZM127 203V202H126ZM218 203H220L219 201L217 202V204ZM30 204H24L23 206H25L26 208H24V209H29L30 208ZM49 204V203H48ZM64 204H66V203H64ZM130 204H131V202H130ZM211 204V205H210ZM214 204V203H213ZM217 204H214L215 206L217 205ZM59 205V204H58ZM62 205V204H61ZM68 206H69V204H67ZM80 205V204H79ZM82 205V204H81ZM128 205H129V203H128ZM146 205V204H145ZM219 206L221 205V204H218ZM217 205V206H218ZM216 206V207H217ZM233 206V205H232ZM29 207V208H28ZM32 207V206H31ZM67 207V206H66ZM71 207V206H70ZM81 207H83V206H81ZM214 207V206H213ZM33 208H34V206H33ZM52 208V207H51ZM97 208V207H96ZM77 209V208H76ZM95 209V208H94ZM108 209V208H107ZM134 209V208H133ZM136 209V208H135ZM214 209H216V208H214ZM222 209V208H221ZM221 209H220V211H221ZM238 209V208H237ZM38 210V209H37ZM73 210V209H72ZM99 210V209H98ZM103 210V209H102ZM32 211H34V210H32ZM54 211V210H53ZM88 211V210H87ZM92 211H93V209H92ZM235 211V210H234ZM248 211V210H247ZM67 212V211H66ZM97 212V211H96ZM103 212V211H102ZM219 212V211H218ZM15 213V212H14ZM31 213H33V212H31ZM36 213V212H35ZM34 213V215H37V214H35ZM41 213V212H40ZM46 213H47V210H46ZM98 213V212H97ZM220 213V212H219ZM218 213V214H219ZM44 214V213H43ZM60 214V213H59ZM93 214V213H92ZM104 214V216H106L105 215V213H103ZM1 215V214H0ZM14 215V214H13ZM34 215H31V216H34ZM42 215V214H41ZM40 215V216H41ZM82 215V214H81ZM99 215H100V213H99ZM138 215V214H137ZM44 216V215H43ZM84 216V215H83ZM217 216V215H216ZM107 217V216H106ZM224 217V216H223ZM261 217V216H260ZM38 218V217H37ZM63 218V217H62ZM6 219V218H5ZM111 219H112V222H111ZM44 220V219H43ZM102 220V219H101ZM109 220V221H108ZM243 220V219H242ZM261 220V219H260ZM84 221V220H83ZM124 221V220H123ZM132 221H135V220H133L132 219ZM250 221V220H249ZM262 221V220H261ZM6 222V221H5ZM16 222V221H15ZM35 222H36V220H35ZM131 222V223H130ZM240 222V221H239ZM31 223V222H30ZM204 223V224H203ZM205 223L206 224H208V225H205ZM234 223V222H233ZM47 224V223H46ZM205 225V227L206 226H209L210 225V228H208V227H206V228H204V226L203 225ZM83 225V224H82ZM40 226H42V225H40ZM39 226V228L38 229H40V231L41 232H47V234L48 233H54V232H52L51 230V228L50 227H46L45 225H44V227H40ZM48 226H50V224L48 225ZM131 226V227H130ZM234 226V225H233ZM15 227V226H14ZM37 227V226H36ZM234 228V227H233ZM231 229V228H230ZM201 230H202V232H203V235H201V237L202 236H205V238L206 237H208V238H206L207 240H203L204 238H202V240L203 241H200L199 240V238H201L199 235V238L198 239H196V237L194 238V235H197V233L200 231V233H201ZM212 230H214V231H212ZM235 230H236V228H235ZM57 231V230H56ZM97 231V230H96ZM238 231H240V230H238ZM212 232V233H211ZM214 232V233H213ZM256 232V231H255ZM259 232V231H258ZM9 233V232H8ZM56 233V232H55ZM57 233H58V231H57ZM88 233V232H87ZM91 233V232H90ZM90 233H88V234H90ZM96 233V232H95ZM133 233V232H132ZM112 234V233H111ZM224 234V233H223ZM233 234V233H232ZM27 235V234H26ZM85 235V234H84ZM104 235V234H103ZM234 235H235V233H234ZM239 235V234H238ZM238 235H236V236H238ZM94 236V235H93ZM43 237V236H42ZM252 237V236H251ZM47 238V237H46ZM75 238V237H74ZM73 238V239H74ZM25 239V238H24ZM36 239V238H35ZM77 239H79L78 237H77ZM76 239V240H77ZM12 240V239H11ZM32 240V239H31ZM70 240V239H69ZM102 240V239H101ZM68 241V240H67ZM79 241V240H78ZM199 241L202 243L201 244V246L203 247L204 246V249L202 250V249H199V250H202V251H200V252H198V254H195V255H193L194 254V252L196 251V250H193L194 252L192 253V255H191V252H192V249L193 248H195V249H197V248H202L201 246H199L200 244H199ZM255 241V240H254ZM24 242V241H23ZM77 242V241H76ZM36 243V242H35ZM96 244H97V250L99 251L101 248H100V245L101 244H99V242H95ZM105 243V242H104ZM144 243V244H143ZM213 243H217L218 245H217V247L215 246V248L213 249V250H211V248L212 247H214L213 246ZM234 243V242H233ZM246 243V242H245ZM37 244V243H36ZM67 244V243H66ZM12 245V244H11ZM41 245V244H40ZM47 245H49V243L47 244ZM23 246V245H22ZM50 246V245H49ZM56 246V245H55ZM63 246H65V245H63ZM62 246V247H63ZM75 246H77V245H75ZM145 246V247H146ZM192 246V249H191V251H189L190 249V247ZM194 246V247H193ZM197 246H199V247H197ZM212 246V247H211ZM230 246V245H229ZM70 247V246H69ZM141 247L139 246V249H141ZM148 247V248H149ZM211 247V248H210ZM241 247V246H240ZM248 247V246H247ZM252 247V246H251ZM52 246L49 248V249H51L52 250ZM231 248V247H230ZM258 248V247H257ZM25 249V248H24ZM68 249V248H67ZM210 249V250H209ZM240 249V248H239ZM143 250H144V248H143ZM146 250H148V249H146ZM241 250V249H240ZM250 250V249H249ZM262 250V249H261ZM7 251V250H6ZM219 251V252H218ZM231 251V250H230ZM134 252H136V251H134ZM142 253V250L141 251H139V253ZM144 252V251H143ZM211 252V253H210ZM227 252V251H226ZM225 252V253H226ZM239 252V251H238ZM260 252V251H259ZM27 253H28V251H27ZM117 253V252H116ZM146 252H144V254H145ZM196 253H197V251H196ZM70 254V253H69ZM119 254V253H118ZM135 254H137V253H135ZM232 254V253H231ZM58 255V254H57ZM226 255V256H225ZM243 255V254H242ZM249 255V254H248ZM247 255V256H248ZM23 256V255H22ZM120 256V255H119ZM126 256H127V254H126ZM241 256V255H240ZM5 257V256H4ZM19 257V256H18ZM86 258V257H85ZM98 258V257H97ZM239 258V257H238ZM237 258V259H238ZM1 259V258H0ZM128 259V258H127ZM36 260V259H35ZM91 260H93V259H91ZM102 260V259H101ZM122 260V259H121ZM144 260V259H143ZM236 260V259H235ZM235 260L232 258V262L231 263H233V264H236V262H235ZM4 261V260H3ZM99 261V260H98ZM216 261V262H215ZM222 261H225V260H222ZM229 261H231L230 260V258H229V260H227V262L226 263H228ZM253 261V260H252ZM260 262H261V260H259ZM258 261V262H259ZM27 262V261H26ZM41 262V261H40ZM88 262V261H87ZM92 262V261H91ZM100 262V261H99ZM127 262V261H126ZM214 262V263H213ZM235 262V263H234ZM95 263H97V261L95 262ZM104 263V262H103ZM123 263H125V262H123ZM129 263H132L131 261H129ZM134 263V262H133ZM132 263V264H133ZM237 263H239V262H237ZM90 264V263H89ZM91 264H93V263H91ZM126 264V263H125ZM127 264H128V262H127ZM242 264V263H241ZM261 264V263H260Z\"/></svg>",
  "mask_w": 264,
  "mask_h": 264
}]
</instances>
